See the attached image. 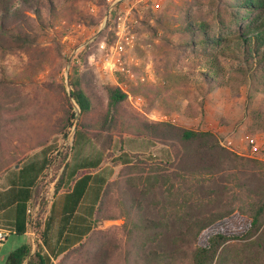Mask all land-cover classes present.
Returning a JSON list of instances; mask_svg holds the SVG:
<instances>
[{"label": "trees", "instance_id": "trees-1", "mask_svg": "<svg viewBox=\"0 0 264 264\" xmlns=\"http://www.w3.org/2000/svg\"><path fill=\"white\" fill-rule=\"evenodd\" d=\"M212 1L216 6L214 22L183 10L175 30L165 26L169 34L173 31L179 34L178 47L188 48L192 55L210 63L209 70L203 73V95L222 86L215 79L220 57L236 60L233 70L249 84L264 88V0ZM56 14L53 0H0V47L9 44L13 48H29L42 31L53 27ZM166 42L171 44L168 38ZM86 57V50L77 53L83 63ZM68 85L66 100L71 99L81 114L89 113L94 106L102 108L94 132L80 121L73 141L78 136L97 143L108 161L105 151L111 145L112 131L118 138V153L110 162L120 165V169L101 189L88 232L95 222L121 219L128 242L123 264H264V161L223 147L211 131L148 119L128 108L127 94L117 85L103 86L104 107L88 82L76 76V71L69 76ZM145 86H132L129 92L142 93L150 107L158 95L154 92L148 95L146 88L153 90V87ZM172 108L178 106L173 104ZM72 117L73 114H67L65 124L69 125ZM124 137L164 145L169 158L155 161L139 151H125ZM47 163L44 151L42 156L21 155L12 161L10 168L1 171L0 174H7L0 186V211L9 208L12 217L0 227L13 228L16 235L25 233L26 202ZM65 168L64 165L56 192L64 190V212L70 214L85 190L89 175L79 172L72 185H64ZM114 192L118 212L107 213L104 204ZM49 224L47 220L44 243ZM38 248L29 255V247L20 245L7 254L5 264H51L50 258ZM101 256L99 263L105 264L104 255Z\"/></svg>", "mask_w": 264, "mask_h": 264}, {"label": "rangeland", "instance_id": "rangeland-1", "mask_svg": "<svg viewBox=\"0 0 264 264\" xmlns=\"http://www.w3.org/2000/svg\"><path fill=\"white\" fill-rule=\"evenodd\" d=\"M53 1L57 7L53 27L42 31L34 45L27 49L13 48L9 44L0 47V173L10 168L12 161L21 155L26 158L35 154L42 156L45 151L51 162L59 149V158L54 156V177L69 153L66 140L69 127L74 123L75 132L80 121H84V127L94 132L102 108L94 106L83 115L71 99L66 100L68 78L73 71L88 82L103 107L106 103L103 86L117 85L129 96L141 98L135 102L127 95V106L148 119L211 131L218 136L219 142L231 141L227 148L236 154L264 161L263 86L249 84L236 73L233 70L236 60L220 57L215 79L222 86L203 95V73L209 70L210 63L192 55L188 48L178 47L179 34L175 31L169 34L166 30V27L176 29L183 10L214 22L216 6L212 0ZM91 21L93 24H89ZM128 34L134 37L130 42L125 39ZM167 38L171 44L166 42ZM119 45L122 50L118 49ZM85 50L87 57L83 63L77 53ZM120 65L128 72L119 71ZM145 85L153 87V90L146 88L148 95L153 92L158 95L150 107L142 93L129 92L132 86ZM173 104L178 108H172ZM67 114H73L69 125L65 124ZM112 135L111 145L105 151L109 162L119 148L115 130ZM251 136L257 138L259 146L254 154L247 145ZM130 139L124 137L123 145L129 146ZM81 143V138L76 136L69 153L74 158L82 153ZM132 150L155 161L169 158L167 147L160 144H147ZM116 194L112 193V198L104 204L107 213L118 212ZM44 211L40 210L42 214ZM46 220L37 224V227L41 225L38 233L41 241L35 249L39 247L42 253ZM121 224V219L95 222L81 246H73L58 255L51 253V264H100L98 258H102V254L105 264H123L122 256L128 242ZM49 235L55 238L53 228ZM27 240V235H9L0 247V264H5L9 251Z\"/></svg>", "mask_w": 264, "mask_h": 264}, {"label": "crops", "instance_id": "crops-1", "mask_svg": "<svg viewBox=\"0 0 264 264\" xmlns=\"http://www.w3.org/2000/svg\"><path fill=\"white\" fill-rule=\"evenodd\" d=\"M146 141L143 139H130L128 141L129 146L124 143L123 147L125 151L134 152L135 150L132 149L151 144L148 142L145 144ZM81 145L83 147V150H81L82 153L76 158L72 155H68L65 164L66 175L64 176V185H72L78 179L76 174L79 172L85 171L84 175H89V180L75 210L70 214L64 212L66 209L62 199L64 194L63 189H60L56 193L53 203L49 209L45 210V218L50 221V224L46 232L47 241L42 245L44 249V251H42L45 252V255L51 260V250H53L54 253L61 251L60 254H62V251H66L68 248H72L83 241L84 237L89 233V227L93 225L95 217L94 211L99 203L101 189L106 182L114 179L120 169V165H114L111 162L105 161L104 153L101 152L97 143L83 139ZM38 158L40 159V157ZM97 159H101L99 164L92 167V164L95 163ZM6 174L7 173L1 175V182ZM35 184L32 187V192ZM11 217L12 213L9 208L1 210L0 225H2L3 221L10 220ZM52 228L55 230V238L49 235ZM23 235H26V232ZM28 244L27 240L25 245L31 248ZM33 250L31 248V251Z\"/></svg>", "mask_w": 264, "mask_h": 264}, {"label": "built area", "instance_id": "built-area-1", "mask_svg": "<svg viewBox=\"0 0 264 264\" xmlns=\"http://www.w3.org/2000/svg\"><path fill=\"white\" fill-rule=\"evenodd\" d=\"M133 38L134 37L132 34H128L127 36H125V39L127 42H130ZM118 49L122 50V45H119ZM118 70L122 72H128V70L125 69L123 65H120L118 67ZM121 90L128 95V99H131V100L133 99L135 100V102H138L141 100L139 96H129V94L126 91H124L123 88H121ZM74 127L75 125L73 123L69 127V130L66 135V140L69 146V153L71 151L70 149L73 143ZM219 143L220 145L226 148L229 145H231V141H226L225 143L220 141ZM247 145L249 147L250 152L253 154L257 152L259 148L258 143H257V138L254 136H251L250 138H248ZM60 152L61 151H59V149L54 152L53 159L51 160V162L48 161L46 167L39 174V176L37 177V182L35 184L33 192L31 193V196L26 202V206H25L26 231L25 232H26V235L28 236V243H29L28 245L32 248V250L33 249L35 250L36 246H38V244L41 241L39 238V234H38L41 231V228H40L41 225L37 227V224L41 221H44L45 211L42 214L40 210L42 208L45 210L49 209V207L53 203V200L57 193L56 185H57L58 178L62 172V169L65 163L67 162L68 155H70L69 153L67 154L66 158L62 162L61 167H59L58 172L56 173L54 177H52V169L54 168L56 164L54 156L56 158H59ZM11 234H15V231L13 228L0 227V246L6 241L8 236ZM31 248H29V255L34 252V250L31 251Z\"/></svg>", "mask_w": 264, "mask_h": 264}]
</instances>
